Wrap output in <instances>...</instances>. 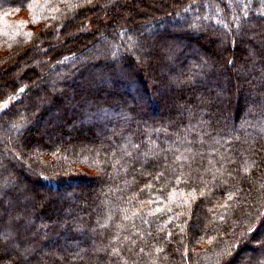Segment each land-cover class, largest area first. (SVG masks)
<instances>
[{"label": "trees", "instance_id": "trees-1", "mask_svg": "<svg viewBox=\"0 0 264 264\" xmlns=\"http://www.w3.org/2000/svg\"><path fill=\"white\" fill-rule=\"evenodd\" d=\"M0 264H264V0H0Z\"/></svg>", "mask_w": 264, "mask_h": 264}, {"label": "rangeland", "instance_id": "rangeland-1", "mask_svg": "<svg viewBox=\"0 0 264 264\" xmlns=\"http://www.w3.org/2000/svg\"><path fill=\"white\" fill-rule=\"evenodd\" d=\"M105 8H106V7H105ZM94 10L96 11L95 8H94ZM102 10H103V9H102ZM141 32L144 33V34H146V33L148 32V27H146V26H145V27H142V28H141ZM64 33H65L64 30H61V31H60L61 36H63ZM100 41H105L104 37H101V38H100ZM94 50H96V45H93L92 48L89 49L88 53H92ZM40 58H42V56H40ZM54 76H55V73L53 74V78H54ZM51 77H52V76H50V78L48 77V79H47L48 82H50V81L52 80ZM51 82H52V81H51ZM39 83H41V82H39ZM22 161L25 162V156L22 157Z\"/></svg>", "mask_w": 264, "mask_h": 264}]
</instances>
